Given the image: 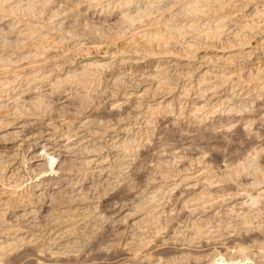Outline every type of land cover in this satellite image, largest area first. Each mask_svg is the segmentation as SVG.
Wrapping results in <instances>:
<instances>
[{"label": "rangeland", "instance_id": "374dc122", "mask_svg": "<svg viewBox=\"0 0 264 264\" xmlns=\"http://www.w3.org/2000/svg\"><path fill=\"white\" fill-rule=\"evenodd\" d=\"M47 1L0 0V264L261 262L264 0Z\"/></svg>", "mask_w": 264, "mask_h": 264}, {"label": "bare ground", "instance_id": "6f19581e", "mask_svg": "<svg viewBox=\"0 0 264 264\" xmlns=\"http://www.w3.org/2000/svg\"><path fill=\"white\" fill-rule=\"evenodd\" d=\"M43 1V0H42ZM46 1V0H45ZM49 1V0H48ZM47 1V2H48ZM51 1V0H50ZM136 1V0H135ZM146 1V0H145ZM168 1V0H167ZM33 2V1H32ZM126 2V1H125ZM142 2V1H141ZM169 2V1H168ZM192 2V1H191ZM43 3V2H42ZM128 3V2H127ZM126 3V4H127ZM139 3V2H138ZM170 4V3H169ZM195 4V3H194ZM194 4H192V5H194ZM32 5V4H31ZM191 5V6H192ZM28 6H29V4H28ZM123 6V5H122ZM135 6V5H134ZM168 6V5H167ZM190 6V7H191ZM195 6H197V5H195ZM219 6V5H218ZM146 7V6H145ZM144 7V8H145ZM202 7V6H201ZM11 8V7H10ZM27 8V7H26ZM30 8V7H29ZM29 8H28V10H29ZM132 8V7H131ZM158 8V7H157ZM192 8V7H191ZM31 9V8H30ZM187 9V8H186ZM194 9V8H193ZM164 10V9H163ZM191 10V9H190ZM194 10H196V9H194ZM10 11V10H9ZM23 11H24V9H23ZM157 11V10H156ZM192 11L193 10H191L190 12L192 13ZM120 12V11H119ZM126 12V11H125ZM152 12V11H151ZM159 12V11H158ZM11 13H12V11H11ZM138 13V12H137ZM176 13V12H175ZM130 13L128 12V10H127V12L124 14L123 13V16L122 17H124V19L126 20V19H129L131 22H133V19L135 20V18H134V16L136 15V13H135V15L134 16H130L129 15ZM170 14V13H169ZM177 14V13H176ZM191 16V15H190ZM137 18V17H136ZM128 20V21H129ZM123 22V21H122ZM121 22V23H122ZM132 25V24H131ZM166 28V27H165ZM192 28V27H191ZM174 29V28H173ZM173 29H171V30H173ZM218 30V29H217ZM171 34V33H170ZM174 34H176V33H174ZM152 36V35H151ZM156 36V35H155ZM155 36H153L154 38H155ZM174 36V35H173ZM148 38V37H147ZM241 39H242V37H241ZM155 40V39H154ZM92 63V62H91ZM89 64V63H88ZM93 65H94V63H93ZM96 65H98V68H99V66H103V64H99V62L97 63L96 62ZM89 66V65H88ZM95 66V65H94ZM96 67V66H95ZM90 70H91V68H90ZM43 147V146H42ZM41 154H44L45 156H46V158L48 159V164H49V170H47L50 174H55V173H58V172H60V170L57 172V168H56V165H54V160L53 159H51L50 158V156L48 155V153L46 154V149H45V147H43L42 148V153ZM38 156H41V155H39L38 154ZM44 157V156H43ZM52 157V156H51ZM56 160V159H55ZM38 164V163H37ZM63 164V163H62ZM54 165V166H53ZM43 166V165H42ZM252 172V171H251ZM264 177V176H263ZM256 178V177H255ZM262 180H263V178H262ZM258 181V180H257ZM264 182V181H263ZM253 185H254V183H252ZM257 184H258V182H257ZM39 186V185H38ZM257 186V185H256ZM209 191V190H208ZM263 192V191H262ZM247 193V192H246ZM245 193V194H246ZM264 193V192H263ZM262 193V194H263ZM56 194V193H55ZM244 194V195H245ZM261 193L260 194H257V196H252L253 195V193H252V195H245V196H248L249 198L248 199H250L251 200V202H252V205L254 204L255 205V203H257V199L259 198V196L260 195H262ZM57 195V194H56ZM201 195V194H200ZM54 196L55 195H53V198H54ZM59 196V195H58ZM243 196V195H242ZM56 197V196H55ZM246 198V197H245ZM241 202V201H240ZM59 203V202H58ZM245 203V202H244ZM240 204H242V203H239L238 205H240ZM246 204V203H245ZM250 203H248V205H249ZM237 205V204H236ZM251 206V205H250ZM257 208V207H256ZM257 213V212H256ZM58 214V213H57ZM247 214V213H246ZM256 216V215H255ZM48 217V216H47ZM249 217V216H248ZM242 219H243V217H242ZM173 220V219H172ZM149 221V220H148ZM171 221V220H170ZM153 224V223H152ZM242 224H245V223H242ZM240 225H241V223H240ZM264 247V246H263ZM240 250V252H242V248H239ZM245 249V248H244ZM224 252V251H223ZM225 254H227V253H225ZM218 255V254H217ZM232 254H230V256H231ZM260 257L262 258V261L261 262H255V261H250L249 260V258H243V259H241V260H236V259H234V257H226L225 255H220V257L219 258H217V259H215V260H213V262H211V261H209V263L208 264H218L219 262H220V264H264V252L263 253H261V255H260ZM212 260V259H211ZM173 262V261H172ZM208 262V261H207ZM40 263V262H39ZM40 264H42V263H40ZM201 264H207V263H205V261H204V263H201Z\"/></svg>", "mask_w": 264, "mask_h": 264}]
</instances>
